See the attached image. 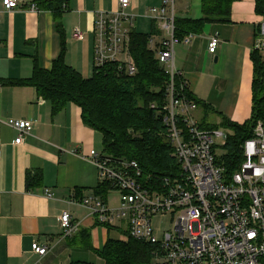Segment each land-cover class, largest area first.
Returning a JSON list of instances; mask_svg holds the SVG:
<instances>
[{"label":"crops","instance_id":"crops-1","mask_svg":"<svg viewBox=\"0 0 264 264\" xmlns=\"http://www.w3.org/2000/svg\"><path fill=\"white\" fill-rule=\"evenodd\" d=\"M21 1L22 6L6 11L0 0V264H94L101 260L94 250L108 238L122 240L126 232L121 222L104 226L87 208L71 202L79 195L77 189L86 197L99 184L97 169L87 157L91 150L101 152L102 136L82 122L74 103L52 111L51 101L39 96L34 86L4 82L28 79L35 67L50 70L62 46L65 64L90 78L96 13L117 10V0H67L59 19L62 34L49 10L31 11L28 3L36 0ZM159 4V0H130L127 10L135 15V30L137 22H144L148 30L137 31H151L155 22L149 9ZM254 6V0H233L229 21L205 23L192 33L190 43L174 46V65L188 90L237 123L250 117L252 107L251 54L264 19ZM202 15V0H176V19L197 20ZM75 29L83 32L81 39L73 37ZM213 35L219 43L210 53ZM160 39L158 31L149 47L155 48ZM10 119L32 122L30 133L19 144L14 143L17 131L9 125ZM34 171L39 180L29 185L27 173ZM109 203L108 194L105 204L118 205V201ZM62 211H68L77 225L68 236L62 235L59 224ZM33 242L48 251L34 253Z\"/></svg>","mask_w":264,"mask_h":264},{"label":"built area","instance_id":"built-area-1","mask_svg":"<svg viewBox=\"0 0 264 264\" xmlns=\"http://www.w3.org/2000/svg\"><path fill=\"white\" fill-rule=\"evenodd\" d=\"M159 1L149 9V17L161 36L153 48L155 57L169 74L166 103L160 112L180 172L165 178L161 189H146L138 180L141 174L134 161H114L91 150L87 158L97 169L99 183L108 182L119 191L118 205L110 207L94 195L72 198L71 202L87 208L99 224L121 222L126 231L122 240L132 238L154 245L152 264H264V126L256 122L252 136L237 147L241 158L237 167L227 171L223 147L231 132L222 127L201 129L193 115L194 106L174 85V77L181 75L174 65V46L190 43L193 34L177 37L176 0ZM21 2L1 0L6 11L22 6ZM129 5L130 0H117V10L96 13L94 69L113 65L128 75L137 71L129 50L135 19L127 10ZM27 9L39 10L35 2H29ZM82 36L81 30L73 31L75 39ZM218 43V37L211 36L208 51L215 53ZM253 50L264 61V19L259 22ZM150 107L156 108L155 104ZM8 123L17 131L16 144L32 129L27 119H10ZM164 213L171 214V228L158 238L152 221ZM59 224L63 236L77 230L68 211H62ZM31 250L44 255L48 248L33 242Z\"/></svg>","mask_w":264,"mask_h":264},{"label":"trees","instance_id":"trees-1","mask_svg":"<svg viewBox=\"0 0 264 264\" xmlns=\"http://www.w3.org/2000/svg\"><path fill=\"white\" fill-rule=\"evenodd\" d=\"M233 0H202L203 15L200 19H176L175 34L181 38L188 33H197L205 23L229 21L230 5ZM38 8L49 10L57 21V31L62 34L59 19L67 0H36ZM255 13L264 18V0H254ZM129 50L136 72L128 75L113 65L93 69L90 78L83 77L64 62V47L46 71L35 67L28 79L8 80L12 85L34 86L39 96L51 101L52 111L66 103H74L80 109L84 124L102 136V155L114 161H134L140 170L139 182L146 189L159 190L165 178H173L180 172L179 163L173 155L172 145L163 124L161 108L166 103L165 87L169 74L149 47L152 35H158L155 24L149 33L130 31ZM253 80L251 85L252 107L250 117L242 123L231 121L213 110L209 104L197 99L181 75L174 77L176 90L200 109L211 121L199 123L201 129H218L231 132L224 145L223 162L227 171L233 172L241 160L238 145L252 136L257 121L264 126V61L257 51L251 54ZM183 84V85H182ZM155 104L156 108L150 105ZM159 110V112L157 111ZM152 130V131H151ZM151 165V166H150ZM40 174L28 172L27 179L38 182ZM106 186V187H105ZM104 188V189H103ZM108 182L99 183L92 195L106 202ZM102 192V193H101ZM77 200L83 198L77 189ZM89 247V246H88ZM154 245L132 238L118 240L108 238L101 249L94 250L103 264H146L152 259ZM90 248V247H89ZM70 264H93L89 261H73Z\"/></svg>","mask_w":264,"mask_h":264},{"label":"rangeland","instance_id":"rangeland-1","mask_svg":"<svg viewBox=\"0 0 264 264\" xmlns=\"http://www.w3.org/2000/svg\"><path fill=\"white\" fill-rule=\"evenodd\" d=\"M135 25H136L137 30L138 29L141 31L148 30V27L144 22H141V23L137 22V24H135ZM193 115H194L195 119L198 120L199 122L211 121V115H208L207 117H205L203 112L198 108L193 110ZM100 151H102V145H101ZM108 194L110 197V203L109 204L110 205L116 204V202L118 201V197H119V191L117 189H112V190H109ZM152 225L154 228L155 235L158 238H160L162 236L163 231H167L171 228V214L164 213V214L157 215L156 217H154V219L152 221ZM153 261H154V259H151L149 264H152ZM94 264H103V262H102V260H100V261H96ZM146 264H148V263H146Z\"/></svg>","mask_w":264,"mask_h":264},{"label":"bare ground","instance_id":"bare-ground-1","mask_svg":"<svg viewBox=\"0 0 264 264\" xmlns=\"http://www.w3.org/2000/svg\"><path fill=\"white\" fill-rule=\"evenodd\" d=\"M152 131V130H151ZM151 166V165H150ZM106 187V186H105ZM104 189V188H103ZM102 193V192H101ZM81 199V198H80ZM118 230V229H117Z\"/></svg>","mask_w":264,"mask_h":264}]
</instances>
